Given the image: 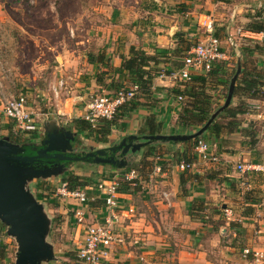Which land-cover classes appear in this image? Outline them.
<instances>
[{
  "label": "crops",
  "instance_id": "obj_1",
  "mask_svg": "<svg viewBox=\"0 0 264 264\" xmlns=\"http://www.w3.org/2000/svg\"><path fill=\"white\" fill-rule=\"evenodd\" d=\"M120 1V5L114 6L108 15L113 27L93 29V36L96 37L89 48L87 46L83 48V56L80 54L79 49L82 48L80 45L75 50V57L72 55L73 49H68L66 52L69 56L63 57L62 68L65 73L75 67L74 75L81 74L86 83L94 88V92L113 93L109 83L115 81V78L120 82L124 78L125 81L128 79L126 75L119 76L115 70L121 66L123 57H130L133 46L141 48L149 56L167 53L172 61H176L173 51L183 47L176 35L179 34L186 41L196 43L203 36L198 21L199 17L204 15L212 17L216 27H222L219 29L221 31L219 34L216 29V35L222 41L225 58L214 66L212 76L217 79L216 81H220L221 86L224 87L229 82L232 72L235 71L234 75L236 74L238 65L241 66V72L236 85L242 77L245 66L258 68L256 72L264 75V32H253L249 29L254 15L264 17V0ZM230 39L233 40L234 45L231 44ZM89 53L104 54L105 64L89 63L87 58ZM82 57H84L83 71L76 65L78 62L79 65L82 64ZM235 58L236 61L232 63L231 60ZM227 61L229 63L226 66L224 64ZM171 64L162 62L158 66H161L160 71L178 70L170 68ZM227 67L231 68V73H227ZM91 70L93 71L90 74ZM107 71H110L113 77L105 81V87L97 83V76ZM53 74L56 76L57 72H51L50 76L52 77ZM234 75L231 76L230 83ZM200 76L204 75L194 74L193 79ZM65 84L66 82L62 80L59 86ZM181 86V83L163 81L155 77L149 98L143 96L138 99V105L125 108V111L123 107L119 111H123L119 119L121 124L114 119L115 124L110 125L109 129L112 134L106 136L108 138L106 143H109L106 145L108 147L115 145L130 135H137L139 138L154 135L149 134V122H154L155 129L159 127L160 131L157 135H189L197 132L196 127L189 128L181 123V110L184 107L178 99L179 91L183 90ZM91 87H86L82 91ZM262 88L264 89V85ZM53 89L56 94L58 118L67 121L70 115L79 114L74 118L83 119L90 101L88 93L84 92L74 97L71 96V92L64 94L58 92L56 86ZM76 101L83 102L80 108L75 106ZM243 102L247 104L244 113H238L236 116L223 114L226 108L218 115V119L216 118L220 129L207 130L203 137L200 136L210 144V150L219 157L218 163H202L196 154L195 167L188 171H180L177 163L188 147L183 143L172 144L160 141L166 145L171 144L176 153L168 155L163 161L157 158L155 166L161 164L164 172L163 176L156 177L157 185L147 186L153 170L147 182H142L141 179L125 181V191H119V207L113 219L117 239L99 264H253L258 262L244 258L242 247L247 241H252L255 248L250 250L263 252L256 243L264 239L262 236L264 99L251 98L246 93L234 94L230 106L236 109ZM221 114L223 115L219 117ZM44 121L47 120L43 119L42 124L39 125L43 126ZM101 125L104 126L105 123L101 122ZM167 126L175 127L179 132L177 134L163 132L162 129ZM76 133V139L84 142L85 139L81 141V138H78L80 134ZM101 140H106L103 135ZM238 163L260 166L261 169H250L246 173H241L235 170ZM111 166L122 169L117 165L111 164ZM130 172L124 173L121 178ZM111 178L120 180L116 175L103 180ZM134 182L138 185L134 186ZM97 184H92L93 190H88L90 200L87 223L104 221L109 215L103 196L96 189ZM164 193L169 194L168 200L164 197ZM258 226L261 227L257 230ZM84 236V227L78 225L77 250ZM237 240H240L241 245H238Z\"/></svg>",
  "mask_w": 264,
  "mask_h": 264
},
{
  "label": "rangeland",
  "instance_id": "obj_2",
  "mask_svg": "<svg viewBox=\"0 0 264 264\" xmlns=\"http://www.w3.org/2000/svg\"><path fill=\"white\" fill-rule=\"evenodd\" d=\"M120 3V0H0V102L12 95H25L32 106L35 118L39 121V124H42V120L45 119L57 122L67 129L78 132L71 125V121L76 119L74 117H77L79 114L70 115L67 121L58 118L57 102L55 101L56 94L53 87L56 86L58 92H63V94L71 92V96L74 97L87 92L88 100L93 95L100 94V92H94V88L86 83L81 74L74 75L76 73L75 67L73 69L70 68L65 73L64 68H62L63 57L69 56L66 52L68 49H73L72 55L75 57V50L80 45H82V48L79 49L80 54L83 56V48L85 46L89 48L96 37L93 36V29L98 27H113L112 20L108 15L114 6L120 5ZM215 29L218 30L217 33L219 34L221 33L219 29H222V27L215 26ZM83 60L84 57H82V64L79 65V62L76 64L81 71L84 69ZM231 61L232 63L235 62L236 58ZM228 63L227 61L224 65L227 66ZM157 67L159 69H156L159 71L161 66L157 65ZM53 71H56L57 75L53 74L51 77L50 73ZM92 71H90V74ZM231 71V68H228L227 73H231ZM49 78L51 79L48 81ZM208 79L210 80L200 86V88L203 91L204 89L207 91L206 87L209 89L207 93L212 97V101L210 100L211 108L215 109L222 106L225 102L227 84L222 87L221 82H217L216 78L209 76ZM62 80L66 84L60 87L59 85ZM105 81H107L106 78ZM114 82V86L111 87L113 93L125 85L124 82H126V85L130 84V80L127 79L125 81V78L121 83L115 78ZM190 86L194 87L192 84L188 85V87ZM86 87H91V89L83 92L82 89ZM186 90L189 92L192 88ZM90 91L91 93L89 94ZM141 97L143 95L138 94L133 102L124 106L123 111H125V108L128 109L129 107L132 108L135 104L138 105V99ZM82 101H76L77 103L75 102L76 105H74L80 108L83 104ZM189 101L191 100L187 96L185 100L186 104H190ZM123 111L119 112L118 117H116L118 124H121L119 119ZM59 115L62 117V114L59 113ZM39 127L35 132L37 137L34 138V135H28L29 133L27 134L26 131L18 130L14 121L0 116V138L7 136L13 142H15V138L19 137L22 140L30 139L27 142L37 146L34 150L40 147V145L42 146L41 140L45 135L44 127L42 125H39ZM102 129L105 130L104 127L102 128L99 125L98 127H93L92 131L78 132V135L80 134L78 138H81V141L85 140L84 142H79L76 139L74 150L87 151L90 148H107L108 145L106 144L109 143H106V141L108 138L105 137L106 140H101L103 134L100 133V130ZM162 131L172 132L173 134L179 132L175 127L169 126L162 129ZM115 133L118 134V132ZM109 134L111 136L112 132L110 131ZM158 142L160 141H155V143ZM19 145L22 144L20 143ZM129 153L131 154L127 156V163L135 165L134 169L142 179V182H147L157 158L163 161L168 155L176 153V150L171 144L156 145L153 150L149 146L144 145L139 151H130ZM34 167L37 169L51 168L49 166ZM124 173V171L109 164L100 165L92 161L79 160L74 161V163H67L66 171L59 176L46 179L38 178L32 181L31 189L33 190L34 187L35 197L44 204V211H46L51 219L49 242L54 246L56 252V259L54 261L43 264H83L76 260L78 223H76L72 212L75 204H67L55 195L56 187H58L59 183L70 175L80 177L82 183L86 182V180H91L92 184L98 182L96 176L99 175L101 177H113L116 175L123 180L121 175ZM136 181L139 180L137 179ZM87 185L86 183L80 187L86 188ZM124 185L122 186L124 187ZM48 188L49 190H47ZM44 190L46 194L42 192ZM262 217H264V212H262ZM3 225L0 221V264H15L18 245L15 239L7 234V226ZM260 227L258 226L257 230ZM262 230V236H264V229ZM237 241L239 242L238 245H241L240 240ZM253 244L252 241H247L244 247H242V253L247 248H255ZM256 244L259 245V249L263 250V254L264 239L260 242L258 241ZM247 260L254 259L249 257ZM253 264H264V257Z\"/></svg>",
  "mask_w": 264,
  "mask_h": 264
},
{
  "label": "built area",
  "instance_id": "obj_3",
  "mask_svg": "<svg viewBox=\"0 0 264 264\" xmlns=\"http://www.w3.org/2000/svg\"><path fill=\"white\" fill-rule=\"evenodd\" d=\"M198 24L203 31V36L185 53L181 67L172 71L163 69L156 78L172 83H181V88L184 89L186 83H190L193 80L194 74L207 75L213 70L215 64L225 58L222 41L216 35L213 18L207 15L200 16ZM230 42L234 45L232 39H230ZM139 93V85L131 83L130 85H123L114 93L105 92L93 95L87 104L83 119L95 128L104 120H112L125 105L134 101ZM178 99L180 103L183 102L181 94ZM0 116L14 121L20 131L36 132L40 128L39 121L35 118L32 106L25 95H12L5 98L0 103ZM195 152L202 163L215 164L220 161L219 157L210 150V144L203 139L198 140ZM194 167L195 163L185 160L177 163V168L180 171H188ZM250 169H261V167H254L244 163H238L235 166V170L241 173H246ZM163 174V166L161 164L156 165L150 175V182L147 183V186L157 185L156 177L163 176ZM137 179L140 180L141 178L133 170L125 175L123 180L111 178L99 182L96 185V189L103 196L105 208L109 215L106 216L104 221H92L91 223H87L88 202L90 200L88 190H93V186L71 188L68 181H61L56 187L55 195L60 200L67 204H75V209L72 210L74 219L78 225L83 226L85 229L84 240L76 252L77 261L83 264H99L107 256L109 248L117 239L113 228V219H115V211L119 207V187L125 181H136ZM133 185L137 186L138 184L134 182ZM164 197L168 200L169 194L164 193ZM243 256L247 259L252 257L254 260H260L264 257V254L245 249Z\"/></svg>",
  "mask_w": 264,
  "mask_h": 264
},
{
  "label": "water",
  "instance_id": "obj_4",
  "mask_svg": "<svg viewBox=\"0 0 264 264\" xmlns=\"http://www.w3.org/2000/svg\"><path fill=\"white\" fill-rule=\"evenodd\" d=\"M241 72L238 65L236 74L231 80L228 96L225 103L215 111L208 122L197 132L189 135H145L139 140L137 135L125 137L118 147H113L112 151L123 147V154L129 150L135 152L143 148L144 145L155 141L181 142L192 140L202 136L218 115L228 108L233 99L236 81ZM44 138L41 140L42 148L36 150V155H25V148L13 142L9 137L0 138V221L7 226V234L15 239L18 250L15 264H43L56 259L54 246L49 242L51 219L44 211V204L38 201L31 189L34 179L50 178L63 174L66 166L60 168L37 169L35 162L51 155L52 158L62 161L73 162L79 160L76 157L65 156V153L74 152L77 133L69 130L57 122L44 121ZM130 143H127V141ZM37 147V146H36ZM106 151L103 148L95 153H87L83 159L96 157L97 164L116 165L114 158H104ZM127 161L122 159L117 166L123 168Z\"/></svg>",
  "mask_w": 264,
  "mask_h": 264
},
{
  "label": "trees",
  "instance_id": "obj_5",
  "mask_svg": "<svg viewBox=\"0 0 264 264\" xmlns=\"http://www.w3.org/2000/svg\"><path fill=\"white\" fill-rule=\"evenodd\" d=\"M249 29L253 32H264V17H261L260 15H256V16L254 15L253 19H252V23L249 25ZM176 37L183 46L182 48H177L175 51H173V55H174L176 61H172L170 59L171 56H168L167 53H159V55L149 56L141 48L133 46V47H131L130 57H128V58L123 57V62L121 64V66L117 70H115V73L119 74V76L120 75L128 76L129 77L128 79L130 80V84L133 83V84L139 85V88H140L139 94L145 96V98H149L151 95V90H152L151 87H152L153 80L158 75V73L160 72V70L157 71V69H156L157 65L162 63V62H164L166 64V62H167L169 64L172 63L170 65V68L179 69L182 65V60L184 58L185 53L187 51H189V49L193 45L196 44L194 41H191V42L186 41L179 34H177ZM258 48H260V47H258ZM87 58H88V62L91 64L92 63L105 64V61H106L105 55L102 53H100L98 55H96L94 53H89L87 55ZM214 69H215V67H213V70L210 73H208L207 75L197 77V78L193 79L190 83H186V87L183 90L179 91V94H181L183 97L182 103L184 104L183 110L181 111V117L180 118H181V123L183 125H185L186 127H189V128H195L196 127L197 131H198V129L202 128L208 122V120L211 118L212 114L217 109H219L221 107V106H219L218 108L212 109L211 108L212 105L210 103V100L212 101V97H211V95H209L207 93V91L209 89L206 87L207 91H205V89L203 91V89L200 88V86H202L204 83H207L208 80H210V79H208L209 76H211V78L213 77L212 75H214ZM252 69L253 68L251 66H245V68L243 69V72H242V77L237 82V85L235 87L234 94L235 95H242L243 93H246V94H249V96L251 98L264 99V89L262 88L264 85V82H263L264 75L256 72V70L258 68H254L253 70ZM219 70L220 69L218 68L217 71H219ZM234 73H235V71L232 72L231 76H233ZM231 76L229 78V82L227 83V89H228V85L230 83ZM105 78L111 80L112 79V73L110 71L109 72L107 71L106 73H100L97 76V83L99 85L105 86L106 85ZM114 84H115V82L113 80L110 83V86L113 87ZM191 84L194 87H191V86L188 87V85H191ZM203 87H205V86H203ZM190 88H192V90L187 92L186 89H190ZM186 95L189 97V100H191V101H189L190 104H186V102H185V100L187 99ZM246 110H247V104L245 102H243L236 109H232L231 106H229L223 114L229 113V114H231V116H236V114L244 113ZM223 114H221L219 117H221ZM116 117L117 116H115L112 120L102 121L105 123L104 126L101 125V123L99 124L105 128V130H103V129L100 130V133L103 134L104 137H106L109 134L110 125L115 124L114 119H116ZM217 119L211 124V126L208 128V130H211V129L219 130L220 129V126H219V123L217 122ZM71 125L79 133L80 132H87L89 130L90 131L93 130L92 125L82 118L74 119L72 121ZM148 126L150 128L149 134L157 135L158 134L157 132L160 131L159 127L157 129H155L154 122H152V123L149 122ZM26 132H27V134L29 133L28 135H32V136L34 135V138L37 137L36 133L33 131H26ZM142 135H145V133H142ZM201 137H203V136H201ZM201 137H197V138L192 139V140H185V141H181V142H170L172 144L183 143L184 145H186L188 147L187 150L184 152V156H182V159H180L178 162L185 160L187 162L194 163L195 158H196V152H195L194 148H195L198 140L201 139ZM29 140L30 139L22 140L20 137L15 138L16 143H19V144L21 143L24 146L25 154H27V155L34 153V148H36L35 145L27 142ZM163 143L164 142H158V143L153 142V143L149 144V147L153 150V148H155L156 145L161 146V144H163ZM142 164H144V163H142ZM134 167H135V165L127 163V165L120 170L124 171L126 173L128 171L135 170ZM96 177L98 180V182H96V183H99L104 178H108V177H101L100 175L96 176ZM66 180L70 183L71 188L80 187L86 183L87 184L92 183L91 180H86V182L82 183L80 181V177H77L74 175L68 176L67 178L64 179V181H66ZM125 183L124 182L121 183V185L119 187L120 192L125 191L124 187L122 186ZM47 190H49V188ZM52 190L55 191V189H53V188H52ZM42 192L45 193L46 191L44 190Z\"/></svg>",
  "mask_w": 264,
  "mask_h": 264
},
{
  "label": "flooded vegetation",
  "instance_id": "obj_6",
  "mask_svg": "<svg viewBox=\"0 0 264 264\" xmlns=\"http://www.w3.org/2000/svg\"><path fill=\"white\" fill-rule=\"evenodd\" d=\"M139 137V136H138ZM123 140V139H122ZM121 140V141H122ZM121 141H119L117 144L115 145H112L110 147H104L103 149L106 151L105 155H104V158L106 159H109V158H114L116 161H117V164L122 160V159H127V156L131 153H129L131 150H129V152L123 154V151H124V148H121V149H117L115 152L112 151V148L113 147H118V145L121 143ZM134 143L136 142H143V140L141 138H139V140H134L133 141ZM127 143H130V141L128 140ZM42 148V146L40 145V147H38L37 149L34 150V153L30 154V156H34L36 155V150ZM98 149H94L93 150L90 148L89 150L85 151V150H77L75 149L74 152L72 153H65L64 155L65 156H71V157H76L78 158L79 160H84V161H92L94 162L95 161V158L96 157H91L89 159H83V157L87 154V153H90V152H96ZM25 154V153H24ZM53 153H50L48 154V156H46L45 158H42V159H37L36 162H35V166H38V167H41V166H44V167H52V168H60V165H63V166H67V161H62L61 159H56V158H52L51 155ZM27 155V154H25ZM77 160V161H79ZM71 163V162H70ZM74 163V161L72 162ZM116 164V165H117ZM101 165V164H100ZM108 165V164H107ZM111 165V164H109Z\"/></svg>",
  "mask_w": 264,
  "mask_h": 264
}]
</instances>
